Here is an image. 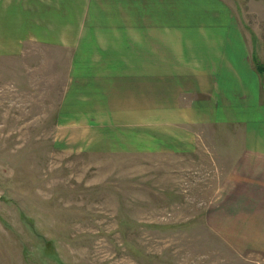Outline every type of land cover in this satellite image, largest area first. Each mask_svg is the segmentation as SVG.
<instances>
[{"label": "rangeland", "instance_id": "1", "mask_svg": "<svg viewBox=\"0 0 264 264\" xmlns=\"http://www.w3.org/2000/svg\"><path fill=\"white\" fill-rule=\"evenodd\" d=\"M228 1L263 80L264 0ZM43 62L34 45L0 55V264H264L226 235L231 131L197 124L195 94L150 114L143 84L116 68ZM258 90L248 83L250 105Z\"/></svg>", "mask_w": 264, "mask_h": 264}, {"label": "crops", "instance_id": "2", "mask_svg": "<svg viewBox=\"0 0 264 264\" xmlns=\"http://www.w3.org/2000/svg\"><path fill=\"white\" fill-rule=\"evenodd\" d=\"M13 1L0 10V55L23 58L34 45L43 66L116 68L122 83L143 84L150 114L158 99L192 92L198 125L225 122L230 158L216 209L229 212V241L264 251V79L228 0Z\"/></svg>", "mask_w": 264, "mask_h": 264}]
</instances>
